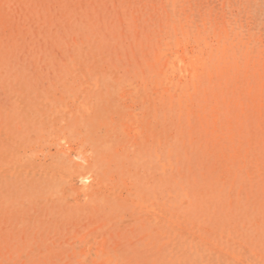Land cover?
I'll list each match as a JSON object with an SVG mask.
<instances>
[{"label":"rangeland","instance_id":"rangeland-1","mask_svg":"<svg viewBox=\"0 0 264 264\" xmlns=\"http://www.w3.org/2000/svg\"><path fill=\"white\" fill-rule=\"evenodd\" d=\"M0 264H264V0H0Z\"/></svg>","mask_w":264,"mask_h":264},{"label":"bare ground","instance_id":"bare-ground-1","mask_svg":"<svg viewBox=\"0 0 264 264\" xmlns=\"http://www.w3.org/2000/svg\"><path fill=\"white\" fill-rule=\"evenodd\" d=\"M81 178L80 179H82V180H87L88 178H89V176L88 175H86V174H83V173H80V175H79Z\"/></svg>","mask_w":264,"mask_h":264}]
</instances>
